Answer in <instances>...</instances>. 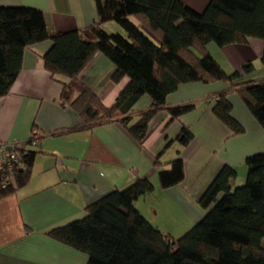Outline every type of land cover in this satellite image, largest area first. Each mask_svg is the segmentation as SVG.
Returning a JSON list of instances; mask_svg holds the SVG:
<instances>
[{"label":"trees","instance_id":"16d2710c","mask_svg":"<svg viewBox=\"0 0 264 264\" xmlns=\"http://www.w3.org/2000/svg\"><path fill=\"white\" fill-rule=\"evenodd\" d=\"M96 20L85 31H56L47 26L43 12L25 5H0V97L17 78L26 47L49 40L43 54L51 76L78 80L92 57L100 52L114 65L111 79L128 82L112 104L85 87L72 99L71 84L62 83L61 101L70 102L81 116L80 125L56 133L119 122L141 143L149 121L159 111L171 120L193 110V103L170 106L167 95L179 84L223 81L227 88L214 95L213 113L231 134L245 132L232 115L228 93L236 92L261 128H264V80H241L238 70L226 72L207 49L264 41V0H209L196 11L181 0H95ZM112 21L122 31L102 25ZM261 61L264 62V52ZM253 69L250 62L242 70ZM147 95L151 104L134 110ZM136 117V119H134ZM35 127L18 151L13 169L0 170V198L13 194L30 178L38 144ZM182 145L192 139L184 126L176 136ZM161 188L184 180L182 157L163 161L156 155ZM246 176L234 185L237 169L223 164L198 198L202 216L178 237L154 225L136 206V200L154 190L148 177H136L123 188H113L85 206V214L55 226L47 235L87 255L86 264H264V152L245 158Z\"/></svg>","mask_w":264,"mask_h":264},{"label":"crops","instance_id":"0c3cea01","mask_svg":"<svg viewBox=\"0 0 264 264\" xmlns=\"http://www.w3.org/2000/svg\"><path fill=\"white\" fill-rule=\"evenodd\" d=\"M196 11H203L209 0H181ZM1 6L25 5L40 9L49 28L56 31H85L96 20L95 0H0ZM109 21L102 26L107 29ZM45 40L26 47L21 70L10 91L0 97V143H24L33 127L39 141L29 181L13 194L0 198V264H86L87 255L47 235L51 228L80 218L85 206L113 188H123L136 177H148L154 183L155 202L139 197L136 206L148 215L163 219L197 221L203 214L198 198L223 164L244 167L245 158L264 152V128H261L239 95L231 91L232 115L245 127L233 135L213 113L214 95L227 88L223 81L179 84L166 97L170 106L193 103V110L172 119L167 111L157 112L149 121L145 139L139 143L119 122H110L81 130L62 129L80 125L81 116L70 102L61 101L62 83L70 82L72 99L85 87L95 92L108 106L128 82L111 79L112 62L96 53L81 71L78 80L51 76L43 54L50 46ZM207 49L223 69L238 70L241 80H264V41L251 37L245 43ZM250 62L253 69L242 70ZM151 104L145 95L134 110ZM192 134L188 144L176 139L181 127ZM36 130H34L36 132ZM168 161L180 155L185 177L178 185L161 188L154 160ZM151 196V195H143ZM157 204V205H155ZM167 209L173 214H167ZM156 219V218H155ZM159 227V226H158ZM172 233L177 222L160 226Z\"/></svg>","mask_w":264,"mask_h":264},{"label":"rangeland","instance_id":"374dc122","mask_svg":"<svg viewBox=\"0 0 264 264\" xmlns=\"http://www.w3.org/2000/svg\"><path fill=\"white\" fill-rule=\"evenodd\" d=\"M107 30L108 31H112V32H114V31H122V29L120 28V26H118L114 22L111 23V24H109ZM134 119H136V117H134ZM243 168L244 167H241V166H239L238 168H236L237 169V176L235 178V182H234V185L233 186L240 185V184H242L244 182L247 169H246V166H245V170L243 171ZM146 195H151V196H142L141 199H143L144 197H150L152 199V201L155 202V196L157 198H159V196L161 194L158 191L155 192V190H153L152 192H149ZM155 205H157V204H155ZM158 207L160 209V211H158V214L157 215H153L152 214V216L148 215L149 218H152V220H150V219L149 220L154 225L159 226V227L160 226H166V222H171V223L177 222V228L171 229L172 230L171 231L172 233H170V234H172L175 237H178L181 234H183L186 230H188L196 222V221L192 222L193 220H191V219H186L184 221H179V220H176L174 218H171L170 220H168L167 218L163 219V217H162V212L163 211H161L162 208L159 205H158ZM166 213L167 214H173V211L170 210V209H167Z\"/></svg>","mask_w":264,"mask_h":264},{"label":"built area","instance_id":"2783aa9c","mask_svg":"<svg viewBox=\"0 0 264 264\" xmlns=\"http://www.w3.org/2000/svg\"><path fill=\"white\" fill-rule=\"evenodd\" d=\"M18 156V151L15 145L10 148L0 147V170L13 169V161L16 160Z\"/></svg>","mask_w":264,"mask_h":264}]
</instances>
